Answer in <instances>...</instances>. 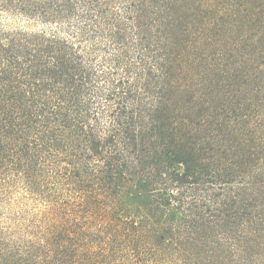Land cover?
I'll use <instances>...</instances> for the list:
<instances>
[{"label": "trees", "instance_id": "16d2710c", "mask_svg": "<svg viewBox=\"0 0 264 264\" xmlns=\"http://www.w3.org/2000/svg\"><path fill=\"white\" fill-rule=\"evenodd\" d=\"M235 5L0 0V264H264Z\"/></svg>", "mask_w": 264, "mask_h": 264}, {"label": "rangeland", "instance_id": "374dc122", "mask_svg": "<svg viewBox=\"0 0 264 264\" xmlns=\"http://www.w3.org/2000/svg\"><path fill=\"white\" fill-rule=\"evenodd\" d=\"M215 2L223 3L225 6H228V3H234L235 9L238 8V5H242L238 8V12L235 13L234 17L231 18V22L235 23L238 31L236 34H244L246 37H251L252 35H260L264 32V1L261 4L260 1L255 0L252 4L248 5L247 10L244 11L243 7L247 6L244 3V0H212ZM246 21H251L250 23H246ZM230 18L227 20V24L229 28H231ZM262 39V37H261ZM264 44V42H263ZM259 85V84H257ZM250 89L255 88V85L252 83L250 85ZM226 94H220L223 97ZM228 96L239 95V94H227ZM240 99L248 100L249 104L256 101V104L251 106L249 109V113L252 112V116H254L258 129L260 132L264 133V87H262L261 94H241Z\"/></svg>", "mask_w": 264, "mask_h": 264}]
</instances>
